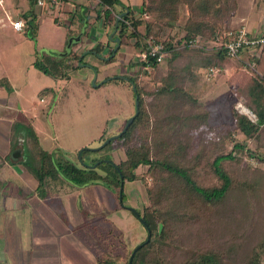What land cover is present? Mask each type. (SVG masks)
Returning <instances> with one entry per match:
<instances>
[{
    "label": "rangeland",
    "instance_id": "obj_1",
    "mask_svg": "<svg viewBox=\"0 0 264 264\" xmlns=\"http://www.w3.org/2000/svg\"><path fill=\"white\" fill-rule=\"evenodd\" d=\"M118 2L128 5L135 3L136 0H118ZM258 5L253 6L255 13L264 7V0H260ZM43 17V14L39 13L20 17L24 23L23 31L16 35H20L22 40H25L22 43L18 40L14 51L20 58V66L23 65L25 68L29 62L31 64L28 72L22 71L20 66L16 71L18 75L16 82L23 86L15 87L19 89L15 95L17 112L14 110L9 112L12 113V117L16 114L22 115L32 122L40 147L52 155L53 162L61 165L69 162L79 168L82 165L87 168L92 167L90 169L96 174L103 175L109 168L104 164L98 165L99 161L110 160L116 164L123 159L122 149L116 148L115 139H111L112 141L104 148L101 146L107 139L120 133L127 119L134 114V88L127 79L134 81L139 96H142L140 89L147 93L152 92L166 77V59L152 70H148L150 68L143 70L142 67L134 65V67L126 64L116 65L115 71H124L123 80L109 79L101 83L103 79L98 77L99 80L94 85H91L90 81L87 85H81L78 90L76 88L79 82H84L83 74L86 76L88 74L84 66L88 67L90 69L88 71L93 75L100 73L99 57L95 55L90 58L85 55L81 64L77 65L78 68L70 73L69 87L73 90V94L70 95L68 90L69 97L66 98L65 93L61 95L60 92L64 81L42 74L33 67V63L41 61L44 55L60 58L68 53L70 44L80 35L75 32L78 25L71 27L74 32L69 36L64 27L54 26L47 18L36 29L39 20ZM180 17L183 20L184 15ZM47 26L52 27L54 31H50ZM109 31L112 33L111 27ZM169 36L179 38L180 28L173 26ZM210 44L202 47L199 42L197 49L211 48ZM48 46H55L56 49ZM4 49L5 47L2 50ZM197 49L194 48V51L198 52ZM134 51L136 55L138 50ZM133 58L136 61V56ZM246 59L248 56L245 53H241L238 60L228 59V63L223 67L215 68L218 71L211 81H206L201 76L193 81H190L188 76L183 78L180 86L189 88L190 92L187 93H190L193 103L189 101L184 104L180 100L164 105L166 101L153 94L143 97L147 110L152 106L154 112L160 113L162 118L160 123L171 122L170 129L175 132L170 138L172 144L181 145V148L185 145L183 150L186 157L194 156L198 152L203 154V150L205 152V149L213 145L219 149L222 144L220 142L223 141L226 145L224 150L217 151H227L232 146L226 136L228 133L235 142L240 143L253 154L264 155L262 146H259L254 139L244 138L235 129L232 118V111L238 114L236 105L239 102L249 110L245 101L233 93L235 83L232 78L237 75V80H241L244 76L253 78L259 75L256 69V73H253L243 67ZM104 63L108 64L106 61ZM149 103L152 104L148 105ZM32 106L34 110L31 109ZM171 116L177 118V122L170 118ZM5 123L0 120V149L7 134ZM162 128L161 126L160 129ZM147 139L151 144L153 139L150 136ZM83 149L89 151L81 152ZM240 157V169L248 166L250 169L257 168L264 171V165L258 164L255 158L246 154ZM201 159L203 164L199 166H204L202 168L205 169V158ZM141 170L145 171V168ZM28 177L26 173L18 176L21 183L16 190H0L1 195L12 198L10 202L6 203L2 199L0 202V264H96L94 256L98 245L96 231L100 232L101 235L98 234L100 238L106 237L105 233L108 231L121 233L128 249H133L145 240L146 233L143 226L130 211V209L141 211L146 204L140 181L124 184L122 200L119 203L115 190L100 181L78 186L61 177L55 182H48L47 191L38 192L34 191L35 182L32 183ZM27 181H30V184ZM145 182L148 185L151 183V178H147ZM176 198L179 201L171 202L175 201V206H179V210L183 204L189 203L186 198ZM244 200L245 198L241 196L240 204H237L238 217L248 222L253 221L257 216L255 205L246 206L247 201ZM241 204L246 206L245 210L240 209ZM197 216H191V222L185 224L184 230L178 228L176 231L177 234H191V239L187 238L186 241L180 237L179 250L168 252L169 258L176 264L185 260L182 253L185 249L190 257L192 254L194 256L192 250L195 244L201 241L202 238L199 237L204 236L205 232L211 234L214 240L216 238L215 243L222 246L220 251L225 252L223 247L226 241H223V246L221 239L225 240L227 235L219 226L232 221L238 224L240 220L218 213H208L206 216H200L201 218ZM113 239L117 245L116 239ZM202 241L209 242V239L205 238Z\"/></svg>",
    "mask_w": 264,
    "mask_h": 264
},
{
    "label": "trees",
    "instance_id": "obj_2",
    "mask_svg": "<svg viewBox=\"0 0 264 264\" xmlns=\"http://www.w3.org/2000/svg\"><path fill=\"white\" fill-rule=\"evenodd\" d=\"M95 3L104 21L112 24V32L120 42L123 38L132 40L133 49L138 51L141 49L142 39L145 38H152L165 46L166 77L161 85L150 93L140 89L142 96H139L134 81L127 79L134 88L138 112L125 132L115 138L116 148L122 149L123 159L116 164L110 160L99 161L98 165L104 164L109 168L103 175H98L83 165L79 168L69 162L62 165L53 162L52 155L40 147L31 121L18 115L10 127V149L14 150L15 146H19L22 156L19 165L35 182L34 191H47L48 182H55L62 177L78 186L100 181L113 188L116 196L121 186L122 200L124 184L140 181L146 204L141 211L133 209L138 217L131 212L143 226L146 235V230L149 231V240L135 251L131 264H176L169 258L168 252L179 250L180 237H183L184 241L191 237L189 233L177 234V229H185V224L191 222V216L203 217L208 213L240 219L238 224L232 221L219 226L227 235L225 240L221 239L223 246V241H226L223 247L225 252L220 251L222 246L215 243L216 238L214 240L211 234L205 232L204 236L199 238L209 239V242L202 239L197 242L192 250V257L186 249L181 251L185 260L177 264H264V171L250 169L248 166L239 168L240 155L253 157L261 165H264V155L253 154L235 142L228 133L226 136L232 146L226 149L227 151L220 152L226 146L222 140L219 149L213 145L205 149V152L203 150V154L198 152L194 156L186 157L183 150L185 145L181 148V145L172 144L170 138L175 132L170 129L171 122L160 123V113L154 112L152 106L149 109L151 112H148L143 101V97L153 94L165 100L164 105L180 100L184 104L189 101L193 103L190 93H187L190 92L189 88H182L180 82L186 76L190 81L201 77L203 79L202 73L205 69L221 68L228 63L221 43L224 39L222 34L229 29V20L235 11V0H141L139 13L134 14L128 8H124L126 12L122 13V19L127 21L131 28L128 34L122 20H117L115 25L116 15L111 14L113 6H123L118 0H98ZM181 15H184L182 22ZM173 26L180 28L179 38L169 36ZM68 33L67 31V35ZM215 36L219 37V47L216 49L196 48L199 51L195 52L194 48L186 45V41L198 39L204 47L210 44ZM102 49L103 46L98 44L91 52L99 55ZM112 49L107 51L106 62H111L114 58L115 54L111 56ZM82 57L83 55L75 53H68L61 59L44 55L41 61L33 63V67L42 74L67 80L69 72L76 70L77 65L81 64ZM253 60L258 76H244L237 80L236 75L233 76L235 80L232 79L235 83L233 93L245 101L246 106L254 113L256 123L251 124L244 116L234 111L232 118L235 129L244 138L254 139L264 149V46ZM129 64L132 67L140 66L143 70L157 67V64L140 62L137 59ZM170 118L177 122V118ZM150 122L154 126H151ZM148 136L153 139L151 144ZM83 151L89 150H81ZM201 156L205 158V169L202 168L204 166L200 167V164H203ZM141 168H145V171ZM147 178H151L148 185L145 182ZM241 196L247 201L246 206L255 205V220L248 222L238 217L237 204H240ZM176 197L186 198L189 203L183 204L179 210V206H175V201H179ZM172 200L175 201L171 202ZM242 204L240 209L245 210L246 206ZM98 234L100 232L96 231V264H127L135 247L128 249L121 233L108 231L105 233L106 237L101 238ZM113 238L116 239L117 245Z\"/></svg>",
    "mask_w": 264,
    "mask_h": 264
},
{
    "label": "crops",
    "instance_id": "obj_3",
    "mask_svg": "<svg viewBox=\"0 0 264 264\" xmlns=\"http://www.w3.org/2000/svg\"><path fill=\"white\" fill-rule=\"evenodd\" d=\"M259 1L260 0H235V11L233 13V16L229 20V28L243 27L252 35L264 34V7L261 10H258L256 13L253 11V6H259ZM121 4L123 5L122 7L114 6L115 9H112L111 12L113 16H117L118 14L123 12L125 13L126 11L124 8H128L134 14L140 12L141 0H136L135 3L128 5L123 3ZM131 7H133V10H131ZM30 13H39L40 15L43 14L44 16L39 20L36 29H38L40 24L44 22L45 18L49 19V21L52 22L54 26L64 27L66 29V33L67 31L69 32L67 36L74 32L71 30V27L73 25L75 26V24L76 26L78 25L75 32L80 35L74 43L70 44L71 47L69 48L68 53H75L76 55L81 54L83 55L82 59L85 55H88L90 56V58H92L93 56H95V54L91 52L92 49H94L98 44L103 46V49L98 55L101 58L99 59L101 64V66L99 67L100 73L93 75L88 71L90 69L84 66L86 68L85 71L88 72V74L87 76L83 74L84 82H79V85H77L78 88L75 87L78 90L80 89V87H82L81 85L84 86L89 84L92 79H94L95 84L99 80L98 77L102 78L103 80H109V78L115 79L116 77H124V71L120 70L117 72L115 71L114 67L116 65L121 66L122 64H126L127 66H129L130 62H134L133 56H135V51L133 50V41L131 40L130 42L129 40L127 41V39L123 38L120 42L117 52L114 55L115 59L113 58L111 62H107L108 64L104 63L105 61H107L104 59L107 51L114 46V43L109 42L107 39L108 35L110 34L109 27H111V29L113 27L112 24H107L101 17L95 1L56 0L54 3H51L50 1L45 0L43 1L41 6H38L36 5L35 0H0V47H2V49L3 47H5L4 50H0V120L5 121V124L7 126L5 142L0 149V190L2 191L9 189L16 190L18 184L21 183L19 182L18 176H22L23 173H26V171L19 165V161L22 158L19 146H15L14 150L10 149V127L13 121H15V119L17 118V114L15 113L16 116L14 115L15 117H12V113L9 111L14 110L15 112H17L16 110L18 108V105L15 95L19 92V89H15V87L17 85H22L16 82V77L18 76L16 74V71L20 66V58L15 53L14 49L17 47L18 40H20V43H22V41L25 39L22 40V37L20 35H16V33H22L23 31L24 23L20 17ZM61 17H63V19ZM77 17H79V19ZM10 20L21 21L22 27L19 32L14 31L11 28L9 23ZM182 21L183 20H181L180 17V22ZM104 22L106 23V25L104 24ZM47 28L50 31H54V29L50 26H47ZM11 35L13 36L12 39ZM113 38H116L115 33H113L112 39ZM79 39L80 41H78ZM48 47L56 49L55 46ZM66 54L56 59H61L65 57ZM30 64L31 62H29L28 66L26 65L25 68L23 65H21L20 67L22 71L28 72ZM71 72H69L68 74V79L63 80L64 82L60 88L61 95L65 93L66 98L69 97L68 90L70 91V95L73 94V90L69 87ZM12 82H14V84ZM24 84H26V82H24ZM12 89L14 90L12 91ZM32 105L34 106V104ZM33 106L31 108L32 110H34ZM15 152H18V155H16ZM26 175L29 176L27 173ZM28 178H30L32 183L34 182L30 176ZM27 182L28 184H30V181ZM1 199L3 201H6L7 203V201L10 202L12 198H7L6 196L0 194V202Z\"/></svg>",
    "mask_w": 264,
    "mask_h": 264
},
{
    "label": "built area",
    "instance_id": "obj_4",
    "mask_svg": "<svg viewBox=\"0 0 264 264\" xmlns=\"http://www.w3.org/2000/svg\"><path fill=\"white\" fill-rule=\"evenodd\" d=\"M45 0H35L36 5L41 6ZM51 3H54L56 0H47ZM98 1V0H94ZM115 16V15H114ZM117 19V16H116ZM117 20H122V23L127 27V32H131V28L127 21H124L122 18ZM11 28L14 31L19 32L22 27L20 20H10L9 21ZM223 42L221 47L225 52V55L230 60H238L241 53H245L248 56L243 63V67L250 72L256 73L255 71V62L253 58L258 56L260 48L264 46V34L252 35L250 32L245 30L243 27L229 28L223 32ZM141 49L136 53V58L140 62H147L149 64H161L165 61L167 57V52L165 46L161 43L154 41L152 38L142 39ZM198 39L186 41V45L192 48H199ZM211 48L205 50H212L219 47V37L215 36L214 40L211 42ZM217 69L208 68L203 71V78L206 81H211L217 73ZM236 110L238 114L244 116L251 124L256 123L255 115L249 111L245 106L240 102L236 105Z\"/></svg>",
    "mask_w": 264,
    "mask_h": 264
},
{
    "label": "water",
    "instance_id": "obj_5",
    "mask_svg": "<svg viewBox=\"0 0 264 264\" xmlns=\"http://www.w3.org/2000/svg\"><path fill=\"white\" fill-rule=\"evenodd\" d=\"M123 15H124V14H122V13L118 14V15H117V19L122 18ZM117 19L114 21V22H115V23H114L115 25H116ZM113 33H114V32L110 33V34L108 35V37H107V39H108L109 41H112V42L115 44V46H114L113 49H112L111 56H113V55L115 54L116 50L119 48V45H120V41H119L117 38L112 39ZM96 56L99 57L98 55H96ZM99 59H101V58L99 57ZM105 60H107V59H105ZM109 79H110V78H109ZM105 81H106V80H102L101 83H103V82H105ZM91 85H94V79H92V81H91ZM137 105H138L137 97L135 96V110H134V114H133L131 117H129V118L127 119V121L125 122V124H124L122 130L120 131V133H118V134H117L116 136H114V137H111V138L107 139L101 147H103V146H104L107 142H109L111 139H115V138L119 137L122 133L125 132V130L127 129V127H128V126L130 125V123L132 122L133 118L137 115V112H138V107H137ZM101 147H99V148H101ZM99 148H98V149H99ZM15 154L18 155V152H15ZM88 168H92V167H88ZM120 191H121V186L119 187L118 195H117V200H118V202L121 201V194H120ZM130 211L133 212V209H130ZM133 213H134V212H133ZM134 215H135L136 217H138V214L134 213ZM139 219H140V218H139ZM140 221H141V219H140ZM146 232H147V235H146L145 241H144L143 243L137 245V246L132 250V252L130 253V256H129V258H128L127 264H131V260H132V257H133V255H134L135 251L138 250V249H139L144 243H146V242L149 240V231L146 230Z\"/></svg>",
    "mask_w": 264,
    "mask_h": 264
}]
</instances>
